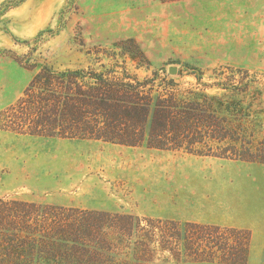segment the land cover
I'll return each instance as SVG.
<instances>
[{"label":"rangeland","instance_id":"1","mask_svg":"<svg viewBox=\"0 0 264 264\" xmlns=\"http://www.w3.org/2000/svg\"><path fill=\"white\" fill-rule=\"evenodd\" d=\"M15 2L0 0V111L21 97L37 70L16 58L59 69L87 66L88 48H115L127 40H134L156 69L230 66L249 71L264 85V0ZM210 75L204 80H214ZM133 160L149 161L147 168L154 169L141 171ZM160 162L168 168L158 171ZM0 195L264 228V163L145 145L20 135L0 128ZM248 264H264V237L253 241Z\"/></svg>","mask_w":264,"mask_h":264},{"label":"trees","instance_id":"2","mask_svg":"<svg viewBox=\"0 0 264 264\" xmlns=\"http://www.w3.org/2000/svg\"><path fill=\"white\" fill-rule=\"evenodd\" d=\"M85 55L87 66L64 69L16 58L37 70L0 111V128L264 163V85L249 71L186 66L172 75L134 40ZM208 71L214 80H204ZM251 246L248 228L0 195V264H248Z\"/></svg>","mask_w":264,"mask_h":264},{"label":"crops","instance_id":"3","mask_svg":"<svg viewBox=\"0 0 264 264\" xmlns=\"http://www.w3.org/2000/svg\"><path fill=\"white\" fill-rule=\"evenodd\" d=\"M215 224H217V223H215ZM233 226H235V225H233ZM236 227H239V226H236ZM242 228H248L252 231V244H253V241L255 239H257L258 237H264V228H262V227H256L255 225L249 224L247 226L246 225L243 226ZM251 249H252V246H251Z\"/></svg>","mask_w":264,"mask_h":264},{"label":"bare ground","instance_id":"4","mask_svg":"<svg viewBox=\"0 0 264 264\" xmlns=\"http://www.w3.org/2000/svg\"><path fill=\"white\" fill-rule=\"evenodd\" d=\"M131 163H138L139 164V169L141 170V171H144V170H146V171H148V170H151V169H154L153 167H151V169L150 168H147L148 167V165L150 164V162L148 161V162H144V161H136V160H133V161H131ZM128 165V164H127ZM166 168H168V166L166 165V164H162L161 162L159 163V165H158V167L156 168L158 171H161V170H164V169H166Z\"/></svg>","mask_w":264,"mask_h":264},{"label":"water","instance_id":"5","mask_svg":"<svg viewBox=\"0 0 264 264\" xmlns=\"http://www.w3.org/2000/svg\"><path fill=\"white\" fill-rule=\"evenodd\" d=\"M168 71L172 75H176L178 73V69L175 66L170 67Z\"/></svg>","mask_w":264,"mask_h":264}]
</instances>
